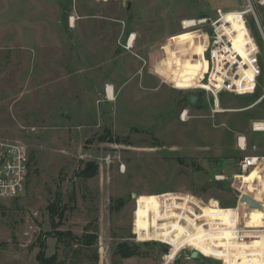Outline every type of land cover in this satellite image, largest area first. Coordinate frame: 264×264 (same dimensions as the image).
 <instances>
[{
	"label": "rangeland",
	"instance_id": "rangeland-1",
	"mask_svg": "<svg viewBox=\"0 0 264 264\" xmlns=\"http://www.w3.org/2000/svg\"><path fill=\"white\" fill-rule=\"evenodd\" d=\"M261 1L0 0V138L21 143L29 154L23 196L0 199V264H38L41 250L55 256L52 264H258L245 244H232L229 228L203 248L193 222L174 211L180 207L174 199L163 205L160 198L192 195L209 205L205 217L229 226L240 184L246 198L263 201L264 167L231 182L244 155L235 146L238 136L264 155L262 135L250 133L252 122L264 120ZM218 8L234 12L225 16L230 44L209 79L214 101L204 91L210 26L181 25L209 20ZM241 9L249 10L248 28ZM228 60L242 70L231 85L237 93L218 96ZM189 91L203 93L201 110L187 106ZM217 174L230 181H215ZM257 176L261 191L251 184L258 185ZM239 209L248 227L262 226L258 207ZM58 233L95 241L67 246ZM123 242L138 245L139 255H118ZM186 243L223 263L191 259V251L181 250Z\"/></svg>",
	"mask_w": 264,
	"mask_h": 264
},
{
	"label": "built area",
	"instance_id": "built-area-1",
	"mask_svg": "<svg viewBox=\"0 0 264 264\" xmlns=\"http://www.w3.org/2000/svg\"><path fill=\"white\" fill-rule=\"evenodd\" d=\"M263 1L264 0H262L261 3ZM238 12L240 13L241 17L244 19V22L248 28V22L246 16L249 14V10L241 9ZM227 13L228 12L218 8L215 11V15L209 20L207 18L191 19V20L183 21L181 25L182 29L184 30L194 29L199 26L207 25V24H209L210 26V30H211L210 43H209L210 71L208 73V78L206 81L207 83L204 88V91L210 92L212 94L214 101H216L215 87H213V85H210L209 79L215 65H218L217 56L220 54L221 51L225 50L224 49L225 47L229 46L230 44V36L232 35V32L230 33L231 30L230 24L226 22L225 19ZM258 52H259L258 48L255 45V49L251 51V57H250V60L252 62L251 65L256 71L255 79L258 75V70H259L258 65L256 64V58ZM241 71L242 70L239 64L234 63V61L232 60H228L222 64V73H220V77L222 78L220 84L222 87L218 91V96L223 91L232 92L231 91L232 82L241 76L240 75ZM106 91H107V87H105V94ZM232 93H237V91H233ZM215 107L216 109H218L217 104ZM250 133L252 135H256V134L262 135V139H261L262 149L264 151V120H256L252 122L250 124ZM235 146L237 150L244 155L236 162L237 173L232 175L231 182H233V184L235 183L240 184L242 182L241 179H243V177L250 175L252 172H256L257 174V171L261 167H264V155L259 154L258 152L259 145H257V143L249 144L248 138L245 135H240L236 138ZM123 168L124 167H122L121 170H123ZM28 171H29V154L26 148L17 141L0 138V199H15L23 196V193L25 192V188H26ZM236 176L237 179L235 178ZM214 180L217 182L230 181V179L227 178L224 174L214 175ZM256 181L258 182L257 186L254 185V181H252L251 184L255 188L260 190L261 187L259 183L261 181V178L259 181L257 176ZM241 186L242 185L240 184V187ZM240 187L238 190L239 196L237 199V206L235 208H231L236 211V220L232 226L222 223L219 220H209L207 217H205L203 209L209 205H206L201 199L195 198L192 195L170 196L169 194H167L165 197L160 198V200L163 205L164 204L169 205L172 203V200L174 199V202L180 206L174 208V211L177 214H180L182 217H188L193 222L194 225L193 227L190 228L192 231L194 230L195 234L200 235L199 238L202 240L203 248H205L204 246L211 245L210 242L212 241H215L217 243L218 239L223 237V234L225 233V229L229 228L231 239L234 241V243L232 244L235 243L245 244L248 250L247 251L248 256L252 257V255L255 254L257 258L260 260L258 261V264H264V218L262 220L263 224L261 227L247 226L246 224L247 219L245 218L243 210L239 209V206L243 204L244 208L246 209H251V207L248 205L247 202L241 200V198L244 197V195ZM262 197L264 198V196ZM211 204H213V202ZM257 204H258V209H260L264 214V199L260 203L257 202ZM216 206H218L217 203ZM221 209L225 210L227 208H221ZM180 223L186 226L185 219H181ZM133 230H134V221H133ZM133 234L139 240L138 235L135 234L134 231ZM145 242H150V241H145ZM151 242H158L167 245L172 250V247L167 243H163L155 240H151ZM228 248H229L228 251L234 254V249H231L232 247L230 245ZM183 249L189 250L191 252L195 251L203 258H213L218 262H222V260L216 258L214 255H211V257L204 256V254H202L201 251H196L194 247H189L188 244L186 247L181 248V250ZM223 249L224 247H221L220 250ZM233 254L228 256H234Z\"/></svg>",
	"mask_w": 264,
	"mask_h": 264
},
{
	"label": "trees",
	"instance_id": "trees-1",
	"mask_svg": "<svg viewBox=\"0 0 264 264\" xmlns=\"http://www.w3.org/2000/svg\"><path fill=\"white\" fill-rule=\"evenodd\" d=\"M85 172H87V171L86 170L83 171L82 174H85ZM48 209H49L51 217H54L56 214L54 206L51 204V205H49ZM58 235H59V237H57L58 242H61L62 244H65L67 246L69 245V242H71L73 240H75V242L77 244L86 245V246L90 245L93 241H95L89 235L83 236L82 239H79L78 237H74V236H72V234L64 235V233H58ZM65 236H68L69 239L68 238L64 239ZM147 244L148 243H144V245H147ZM163 250L165 251L164 248L161 251L163 252ZM116 253L118 255L120 254V255L125 256L127 258L138 256L139 255L138 245H135V244L130 245L129 243H125V242L120 243L117 245ZM54 259H55V256H51V257L47 258L45 256L44 251H42V250L36 256V260H37L38 264H52L54 262Z\"/></svg>",
	"mask_w": 264,
	"mask_h": 264
},
{
	"label": "water",
	"instance_id": "water-1",
	"mask_svg": "<svg viewBox=\"0 0 264 264\" xmlns=\"http://www.w3.org/2000/svg\"><path fill=\"white\" fill-rule=\"evenodd\" d=\"M129 3L126 5V8H129ZM202 92H192L189 91L186 94V104L189 108L191 109H195V110H201L202 106H201V99H202ZM134 197V195L132 196ZM242 201H246L249 205H251V207H258V204H256L255 202L249 200L248 198H246L245 196L241 198ZM190 258L191 259H201V256L195 252L192 251L190 253Z\"/></svg>",
	"mask_w": 264,
	"mask_h": 264
},
{
	"label": "bare ground",
	"instance_id": "bare-ground-1",
	"mask_svg": "<svg viewBox=\"0 0 264 264\" xmlns=\"http://www.w3.org/2000/svg\"><path fill=\"white\" fill-rule=\"evenodd\" d=\"M262 3H264V1H263ZM133 41H134V35L131 36V38H130V40H129V42H128V47H129V49L132 48V43H133ZM113 98H114V92H113V89H112V87L107 86L106 99H107L108 101H112ZM185 118H186V116H185V113H184V114L182 115V120H185Z\"/></svg>",
	"mask_w": 264,
	"mask_h": 264
},
{
	"label": "crops",
	"instance_id": "crops-1",
	"mask_svg": "<svg viewBox=\"0 0 264 264\" xmlns=\"http://www.w3.org/2000/svg\"><path fill=\"white\" fill-rule=\"evenodd\" d=\"M214 1H217V0H214ZM219 1H221V0H219ZM232 12H234V11H230V12H228L227 13V15H229L230 17L232 16ZM185 113V112H184ZM248 153H250V152H248Z\"/></svg>",
	"mask_w": 264,
	"mask_h": 264
}]
</instances>
